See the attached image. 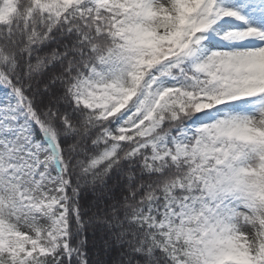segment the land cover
<instances>
[{"label": "trees", "instance_id": "16d2710c", "mask_svg": "<svg viewBox=\"0 0 264 264\" xmlns=\"http://www.w3.org/2000/svg\"><path fill=\"white\" fill-rule=\"evenodd\" d=\"M147 1L0 0V85L17 98L22 119L31 120L33 141H54L67 212L66 247L50 253L6 244L0 227V264H215L203 248L215 225L205 208L255 204L260 187L241 192L235 177L217 182L223 164H234L246 143L214 132L204 153L189 126L202 118L196 106L204 98L215 108L264 98V77L237 68L227 74L197 69L172 45L136 36L132 29ZM215 1L174 0L184 18L197 20ZM256 2L264 11V0ZM92 74L112 79L106 107L77 99ZM168 88L174 91L149 112ZM128 90L135 95L124 129L125 113L112 112ZM182 132L187 136L178 152ZM262 146L264 135L254 145ZM19 167L1 157L0 170ZM20 193L12 208L39 204L24 187ZM184 207L191 208L185 218ZM221 248L232 252L225 242Z\"/></svg>", "mask_w": 264, "mask_h": 264}, {"label": "rangeland", "instance_id": "374dc122", "mask_svg": "<svg viewBox=\"0 0 264 264\" xmlns=\"http://www.w3.org/2000/svg\"><path fill=\"white\" fill-rule=\"evenodd\" d=\"M102 1L112 3L115 0ZM224 6L230 9V13L222 11L221 18L215 20L214 12ZM184 16L182 8L174 0H149L140 6L139 22L132 32L151 43L172 45L173 51H180L197 69L217 67L221 73L227 74L237 68L264 77V45L259 40L243 45L244 42L237 37L239 29L223 24L226 20L237 22L249 18L264 29V11L256 0H216L209 15L198 20ZM205 21H213L210 31L199 27ZM111 86L109 75L92 74L86 79V85L78 93L77 99L88 106L106 107L109 100L105 91ZM173 91L168 88L158 94L157 102L149 112L157 103L165 100L166 93ZM134 95L132 90H128L112 112L125 113L121 122L124 129L132 121L129 105ZM145 100V97H141L139 104L142 105ZM20 109L17 98L0 85V160L3 157L18 161L20 165L19 169L12 172L0 170V227L6 233V244L18 250L23 249L28 254L35 249L50 253L67 244V212L62 210L65 191L60 177L58 150L48 136L39 142L33 141L31 120H23L19 115ZM196 110L202 111L203 116L189 126V131L197 135L196 147L204 153H209L212 147L211 135L214 132L220 137L229 134L247 145L246 152L234 164H223L217 174V182L224 185L235 177L241 192L246 186L261 188L253 206L225 201L213 210L205 208L207 221L215 218V225H210L206 231L203 248L215 264H262L264 147L254 145L257 138L264 135V98L251 97L235 104H222L219 108L209 106L204 98L197 104ZM186 136L182 132L176 137L178 152L183 151ZM52 169L55 173L51 172ZM21 187L39 204L12 208L11 202L21 200ZM190 212L191 208L184 207L181 215L185 218ZM218 230L220 239L217 237ZM223 242L232 252L222 251Z\"/></svg>", "mask_w": 264, "mask_h": 264}, {"label": "bare ground", "instance_id": "6f19581e", "mask_svg": "<svg viewBox=\"0 0 264 264\" xmlns=\"http://www.w3.org/2000/svg\"><path fill=\"white\" fill-rule=\"evenodd\" d=\"M225 14L230 13V9L227 6L220 8L218 11L214 12V19H220L221 12ZM225 26H235L239 29L238 38L241 39V42H244L243 45H250L253 40H259L261 44L264 45V29L261 25L255 24L252 19L244 18L237 22L225 21L223 23ZM201 29L210 31L213 28V21H205L199 26ZM246 29V30H245ZM244 34V35H243ZM218 45V44H215Z\"/></svg>", "mask_w": 264, "mask_h": 264}]
</instances>
